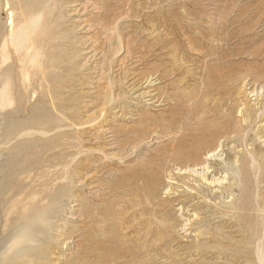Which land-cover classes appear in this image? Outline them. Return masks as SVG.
<instances>
[{"label":"rangeland","instance_id":"rangeland-1","mask_svg":"<svg viewBox=\"0 0 264 264\" xmlns=\"http://www.w3.org/2000/svg\"><path fill=\"white\" fill-rule=\"evenodd\" d=\"M20 2L28 5L30 14L41 13L42 19L36 33L34 32L29 40L35 44L36 56L28 67V73L31 74L30 79L36 89V95L27 105L25 103V107L18 108L16 106L18 110L11 116V119L18 121V119L27 117L29 107L35 103H40V106L43 107L44 104L49 105L53 101L55 104L59 103V106L55 107V110L50 108L51 114L61 115L66 121L60 136H54L56 139L54 141L34 145L30 142L35 139L30 137L15 144L20 148L18 149L19 153H17V149L15 151L16 157L13 158L16 159L12 158V173L15 174V177L11 179L10 185L14 187L9 191H4V195L1 197L3 199L0 201L1 204L4 202L5 206L2 204L4 209L3 207L1 209L4 210L5 218L7 215L10 221L15 219L17 222L27 212L40 211L42 208L56 206L58 203H62L63 207H69L70 195L61 193L59 188L63 183H66L65 178L72 179L78 174L77 179L83 180L84 186L81 187V190L76 187V192L81 197H78V201L74 204L76 207H73L74 211L71 210L73 216L67 221L64 229V236L67 238L71 250L67 252L70 255L64 259L62 264H167L164 251L170 245V239L158 224L160 221L166 222L165 224L174 220L176 224L181 222L176 219L173 212L170 214L167 210L160 212L161 206L156 203L157 197L154 196L151 180L156 175V167H161V161L164 160L162 156L166 158L170 155L171 140L185 139L188 136L185 132L188 130L185 125L186 121L194 125L197 122L196 119H199L197 113H200V108L196 106L197 108L195 107L193 112L190 110L202 99L209 100L206 102L208 106L214 101H220V97L224 99L223 105H221L224 109L219 115H216V121H219L220 128L229 127L226 133L232 131L231 134L237 133L236 135L240 137L239 141L233 144V146H237L234 153L244 154L242 159H245L244 164L249 170L246 182L243 180L245 179L243 176L241 178L242 182H245V187H241L249 190L251 185V189L255 187L252 189L253 191L249 190L252 194H257L258 191L264 197V0H20ZM120 15L122 16L120 17ZM1 18L4 19L3 14H1ZM63 30H67L68 36L61 39ZM161 30L163 31L161 32ZM208 37L220 41L217 45L215 43L211 45V39ZM170 38H172L171 41ZM2 41L0 37V43ZM13 47V45L7 44L4 49H0V62L2 61L1 55L9 57L1 62V67L7 69L15 59V62L19 59V57H14ZM200 53L208 54L206 61L200 58ZM133 57H139L138 65ZM58 58L62 59L64 65L60 64L59 68H55ZM109 67H113L111 75L103 76L101 72L110 73ZM127 67L136 69L143 78H154V86L149 88L148 96L158 97L161 95V99L158 97L160 101L154 103L152 107L144 106L143 109H136L134 103L130 99V101L127 100L128 108L125 107L126 110L124 109L121 113L127 114L128 111L135 113L136 117L132 118L134 122L131 118L127 121L119 119L121 113H118V109L119 103L122 101L115 102L111 106L117 110L112 112L109 110L110 112L100 116L103 109V98L109 91L116 92L118 90L116 87L118 84L121 85L127 76L125 73ZM16 68L19 70V66L16 65ZM186 68H189L190 71ZM18 70L15 69L16 77ZM53 72L58 75L59 79H55ZM130 76L127 79L134 77L135 74ZM209 81L213 84L211 85ZM108 83H113V88H110ZM262 84L263 86H260ZM231 85H234L233 88ZM240 86L243 87L245 93L251 95L248 96L249 106L252 107L255 118L249 127L241 121V116L237 112L239 105L237 100L241 99L237 95ZM152 89L155 90L152 92ZM168 97L170 98L168 101L163 100ZM176 99H179L180 102ZM14 102L16 105V98ZM174 103H176L174 106H180L171 111ZM191 103H193L192 107L187 110ZM118 104L119 106H117ZM255 104H257L256 107ZM259 111L260 113H258ZM141 113L143 114L141 115ZM142 116L140 121L139 118ZM80 120L83 129L72 131L69 125L80 123ZM137 122L141 125H136ZM231 124H235L233 130L230 128ZM102 129L107 131L102 133L100 131ZM110 130H113L114 133H110ZM162 130L164 131L162 132ZM167 132L173 134L172 139L170 136L162 138L161 142L158 141L160 139H156V134L165 135ZM240 133L241 135H239ZM229 135L230 133H228ZM48 143H50V147L43 146ZM245 143L252 146L251 151L255 155L253 162L244 152V150H250V147ZM81 147L91 149L89 154L80 157L76 151ZM232 148L227 150L230 157L234 156ZM53 155H58V158ZM81 160L82 162H80ZM255 168L258 169L255 170ZM150 175L151 177H149ZM250 176L252 177L250 178ZM96 202L98 203L96 204ZM191 211L192 209L188 208V218H193ZM173 217L174 220H172ZM0 222V239L2 240L1 234H3V230H7V226L4 227L3 219H0ZM213 222L208 230L216 234L213 231V226L219 225V223L217 220ZM157 228L159 236L156 237ZM240 229L241 224L239 223V232ZM239 235L235 234V237ZM242 238H247V234L241 232ZM262 239L264 247V236ZM202 240L204 242L200 240L197 248H205L209 253L207 258L224 252L221 250V246L225 242L221 239L218 241L217 238L204 237ZM158 241L159 243H155ZM150 243L152 246L155 244L154 247ZM129 245L132 248L149 245V248L146 246L148 250L156 249L155 257H142L144 255L138 256L131 252L120 257L124 247ZM138 245L140 246L137 247ZM182 245L186 247L185 251L182 250L180 253L183 257L171 260L172 264H216L215 262L208 263V261L195 256H191L193 257L191 260L187 256L185 257V253H192L196 250L193 240L184 239ZM235 249L242 252L241 261H243L247 256L243 254V247L231 250ZM57 253L61 254L58 250ZM49 254V256L44 255V259H37V261L36 255H33L34 257L26 255L22 258L20 255L15 264L30 262L45 264V260L52 264L54 254L52 251ZM217 260L216 262L220 263Z\"/></svg>","mask_w":264,"mask_h":264},{"label":"bare ground","instance_id":"bare-ground-1","mask_svg":"<svg viewBox=\"0 0 264 264\" xmlns=\"http://www.w3.org/2000/svg\"><path fill=\"white\" fill-rule=\"evenodd\" d=\"M1 14L4 15V19L1 18ZM121 16L122 15H120V17ZM41 19H42L41 13L30 14L29 9H28V5L21 3L20 0H0V37L3 40L2 43H0V45H1L0 49H2V48L4 49L7 44L13 45L14 46L13 47L14 53H15L14 57L15 58L19 57V59H17V62H15V60H16L15 59L14 63H12L10 66L8 65L7 69L0 66V119H1V121H0V199H3L1 197L4 195L5 190L9 191L10 189H12L14 187V186L10 185V183L12 181L11 179H13L15 177L14 176L15 174L12 173V158L16 154L15 153L16 149H17V153H19L18 149L20 148L19 146L15 145V144L20 140H23L25 138H30V137H34L33 139H35V141L30 142L34 145L54 141V140H56L54 136H60V132H62V130L64 128L63 126L65 125L64 123L66 121L61 117V115L55 116V115L51 114L50 108L52 110H55V107L59 106V103L55 104L53 101H51L49 103V105L44 104L43 107L40 106V103H38V104L35 103L34 105H31L29 107L30 110L28 109L29 114L27 117H25L23 119H18V121L11 119V116L13 114H16L15 112H16V110H18L19 107L22 108L25 105V103L27 105V103L30 102V100L33 99L36 95V89L33 87L32 80L30 79L31 74L28 73V71H29L28 67L30 66V63L32 62L33 58L36 56L35 47H34L35 44L29 40L31 39L34 32L36 33L37 28H38L39 24L41 23ZM171 24H169V25H171ZM166 30H167V28H166ZM162 31L163 30H161V32ZM196 31L198 32V30H196ZM196 31H195V33H196ZM182 32H183V30H182ZM184 35H185V33H184ZM66 36H68L67 30L61 31V39H64ZM208 38H210V37H208ZM171 39L172 38H170V41H171ZM187 40H188V38H187ZM6 41H7V43H6ZM219 41L220 40H218L216 38H212L210 40V44L213 45L215 43V45H217L219 43ZM105 43H106V41H105ZM118 44H120V43H118ZM181 44H183V43H181ZM127 46H129V45H127ZM9 48H10V46H9ZM122 48H124V47H122ZM125 49L127 50V48H125ZM129 50H130V48H129ZM59 55H60V52H59ZM115 55H117L116 52H115ZM231 55H233V54H231ZM104 56H106V55L104 54ZM199 56L203 61H206L208 54L200 53ZM133 58L137 64V62L139 61V57H133ZM5 59H9L8 55L3 56V57L1 55V60H2L1 62H4ZM241 59H243V58H241ZM1 62H0V64H1ZM56 62H57V64H56L55 68L56 67L59 68L60 64L62 65L64 63V62L62 63L61 58L60 59L58 58ZM102 62H103V60H102ZM174 64H176V63H174ZM228 64H229V62H228ZM16 65L19 66V70H18V68H16ZM223 67H225V66L223 65ZM226 67H228V66H226ZM15 69L18 70L17 71V77L15 76ZM38 69H39V67H38ZM122 70H123V68H122ZM142 70H144V69H142ZM187 70H189V68ZM68 71H70V70H68ZM108 71H110V73L106 74V72H101V74H103V76L111 75V73L113 71V67H109ZM53 73H54L55 79H59L58 75L55 72H53ZM125 73L127 76H125V78H124L125 80H123L121 82V85L118 84V86L116 87V88H118V90H116V92L114 90L109 91L107 96H105L103 98V100H104L103 104H102L103 109L101 111L102 114L100 113L101 114L100 116H103L107 112H110L109 110H111V112L114 110H117L116 108H111V106L115 102L122 101L119 103L120 107L118 109L119 110L118 113L120 114L121 111L123 112L124 109L126 110L125 107L128 108V106H126V105H127V100H129V99L131 100V102L134 103V106L136 109L137 108L143 109L144 106L152 107V106H154V103H158V101H160L159 98L161 99V95L158 96L159 98L148 96L150 93L148 91L149 88H152L154 86L153 85L154 84V81H153L154 78L153 79L143 78V76L140 72H137L136 69L129 68V67H127ZM193 73H194V71H193ZM134 74H135V76L132 77ZM162 75H164V74L162 73ZM225 75H226V73H225ZM4 76H6V78H4ZM129 76L132 78L127 79ZM167 76H168V74H167ZM151 77H153V76H151ZM182 77L184 78L183 75H182ZM239 78H240V74H239ZM246 78H248V77L246 76ZM180 80L182 81V79H180ZM209 83H211V82L209 81ZM112 84L108 83V86L110 88H113ZM183 84H185V83H183ZM212 84L213 83H211V85ZM217 84H219V83H217ZM221 84H223V83H221ZM167 85H169V84H167ZM214 85H216V84H214ZM231 86L233 88L234 85H231ZM260 86H263V84ZM45 87H47V86H45ZM156 87H158V86H156ZM228 87H230V86H228ZM213 88H214V86H213ZM239 88L240 89H239V92H237V95L240 96L241 99L237 100V101H239L237 112L241 116V121L244 124H246V126L249 127L254 122L253 119L255 118L253 115L254 111H252V107L249 106L250 99H248V96H251V95L250 94L248 95L247 93H245L244 90L242 89L243 88L242 86H240ZM62 89H63V87H62ZM209 89H210V87H209ZM261 89H262V87H261ZM153 90H155V89H152V92H153ZM242 90H243V93H242ZM54 92H55V90L53 91V93ZM167 93H169V92H167ZM253 93H254V91H253ZM253 93H252V95H253ZM156 94H157V92H156ZM209 94H208V97H209ZM234 94H236V93H234ZM58 95H60V94H58ZM157 95H159V94H157ZM215 95H217V94L215 93ZM167 96H168V94H167ZM176 96L177 95L175 94V97ZM186 96H184V97L186 98ZM211 96H212V93H211ZM148 97H150V98H148ZM178 97H180V96H178ZM15 98H16V105L14 102ZM153 98H156L158 100H154ZM173 98H174V96H173ZM250 98H252V97H250ZM169 99L170 98L168 97L167 99H163V100L168 101ZM49 100H50V98H49ZM223 100L224 99L220 97V101L219 100L214 101V102H212V104L210 106H208L206 104V102H208L209 100L207 101V98H206L204 100L202 99L201 102L199 101L200 103L195 101V102H197V104H195L193 108H191L193 103L190 104V107L188 105L189 108L187 110H189L191 108L190 111L193 112L195 110V107L198 106L200 108L199 109L200 113H197L199 119L198 118H197L198 120L196 119L197 122L194 125H193V123H191V122L188 123L186 121L185 125H187L186 128H188V130L185 132H187L188 136L185 137V139H183V138L172 139L173 134L170 132H167L166 134L164 133L165 135H158V134L155 135L156 139H160V140H158L159 142H161L162 138H164V137L167 138L168 136H170V139H172V140L170 142V147H171L170 148L171 153H169L170 155H168L166 158H164V156H162L164 160L161 161V167H156V175L154 177H152L151 183H152L153 193H154V196L157 197L156 203L158 204V206H161L160 212H164L166 210H167V212L169 211V214H170V212H173L176 215V219L181 222L180 224H176L174 222L175 220L173 217V219H172V220H174L173 222H170V223L168 222V224H165L166 222L164 223V221H160V224H158V225H160V228H162V230L166 232V236L170 239V245L164 251L165 255H166L167 264H172L171 260H173V259H175V260L180 259V257H181L180 253H182V250H184V248H186L184 245H182V240H184V239L193 240L194 249H196L192 253H185V257L187 256L188 258H190V260L193 258L191 256H195V257H199V259H202L204 261H208V263L215 262L216 264H264V247H263V242H262L263 241L262 238L264 236V197H262V193L260 194V192H258V191H257V194L256 193L252 194L249 191L251 189V185H250L249 190L247 188H244L245 182L247 180L246 175H248L247 172L249 173V170H247L246 165L244 164L245 159L244 160L242 159V158H244V154L243 153L240 154L237 152L234 153V151L236 149L235 147H237V146H233L234 142L237 143V141H239L240 137L236 135L237 131L235 132L236 134H234V133L231 134L232 131L228 132V133H230V135L228 136V133H226V131L228 130L229 127L228 128H226V127L220 128L219 127L220 126L219 121H216V117H217L216 115H219V113L222 112L221 110L224 109V107L221 106V105H223V103H222ZM177 101H179V99ZM119 104L117 106H119ZM175 104L176 103H174L173 106ZM228 104H230V103H228ZM131 105H132V103H131ZM256 105L257 104H255V107H256ZM16 106L18 107L17 109H16ZM179 106L180 105L174 106L171 111L175 110ZM251 106H252V104H251ZM129 109H131V108H129ZM234 110H235V108H234ZM260 110H261V108H260ZM22 112H21V114H22ZM116 113H117V111H116ZM258 113H260V111ZM142 114L143 113H141V115ZM134 116H135V113H133V112L130 113V111H128L127 114L121 113V117H119V119L120 120L125 119L127 121V119H130V118L132 119V118H134ZM139 116H140V114H139ZM142 118H143V116L140 117L139 120L141 121ZM173 118H175V117H173ZM225 118H226V115H225ZM230 118H232V117H230ZM132 120H133L132 122H134V119H132ZM129 121H131V120H129ZM220 121H222V120H220ZM136 125H141V124L137 122ZM234 125H232V124L230 125L231 130H233ZM69 126H71L70 129L72 131H75V130L77 131L78 129H80V130L83 129V126L81 125V120H80V123L71 124ZM72 126H73V128H72ZM236 126H237V124H236ZM242 126H244V125H242ZM65 128H66V126H65ZM100 131L102 133H104L107 130L103 131V129H102ZM163 131L164 130H162V132ZM156 132L158 133V131H156ZM110 133H114V131L110 130ZM71 135H72V133H71ZM239 135H241V133ZM187 140L189 141L188 143H187ZM241 140H240V143H241ZM27 144H29V142H27ZM43 146L44 147H46V146L50 147V143H48V145H43ZM246 146H249L250 150H247V151L244 150V152H246L245 154H247V156L250 157L251 162H253L255 155H254V152L251 151L252 146H251V144H246ZM263 146H264V144H263ZM78 147H79V144H78ZM179 147H181V148L178 149ZM229 147L230 148L233 147L231 149L233 151V154H234L233 157H230L228 155L229 153H227V150L230 149ZM160 148H162V147H160ZM255 149H256V147H255ZM261 149H263V148H261ZM90 150L91 149H89V148L85 149V148L81 147V149L78 148V150L76 152H78L79 156L82 157V156L89 154ZM228 152H230V151H228ZM159 153H157V155H160L162 153V151L160 154ZM257 154H258V150H257ZM35 155H36V153H35ZM53 157L58 158V155H53ZM13 159H16V158H13ZM80 162H82V160ZM80 162H79V164H80ZM258 163H260V162L258 161ZM256 169H258V168H255V170ZM150 174L152 175V173H150ZM151 175L149 177H151ZM71 176H72V174H71ZM77 176H78V174H76V176L73 178L71 177L72 179L65 178L66 183L65 184L63 183V185L59 188V189H61L60 190L61 193H66V195L67 194L70 195V201L68 202L69 207H67V206L63 207L64 205L62 206L61 205L62 203L61 204L58 203V205H56V206L52 205V207H46L44 209L42 208V210H40V211L36 210L35 212H27L23 217H21L20 220H18L16 222L15 219H12V221H10V219L8 218L7 215L5 218L4 210H3L4 209V207H3L4 202L2 203L3 204L2 205L1 201H0V219H3L4 227L7 226V228H6L7 230H3V234H1V236H3V237H1L2 240L0 239L1 240L0 241V264H15V261H17L19 259L20 255H21V258L25 257L26 255H31L32 257H34L33 255H36L37 256L36 261H37V259H39V260L44 259V257L46 255L49 256L51 254V253L49 254L50 251H52V253L54 254L52 256V262H53L52 264H62L64 259L70 255L67 252H70L71 248L69 247V242L67 241V238L64 236V229L66 228L67 221L70 220L71 217L73 216V213L71 210H73V207H76V205H74V204L78 201V197H81V196H78V192H76L77 191L76 187H77V189L79 188L81 190V187L84 186L83 180H78ZM134 176H135V174H134ZM242 176H243V178H245V179H243L245 181L244 183L242 182V179H241ZM259 176H258V178H259ZM251 177L252 176H250V178ZM85 178H87V177H85ZM260 179H262V178H260ZM57 180H59V179H57ZM249 182L251 183V181H249ZM249 182H248V184H249ZM154 184H156L158 186V190H157V186H155ZM248 184H247V186H248ZM241 186H244V187H241ZM131 187H133V186L131 185ZM29 188H30V186H29ZM254 188H252V189H254ZM245 189H247V190L244 193ZM252 189H251V191H253ZM12 194H14V193H12ZM63 196H64V194H63ZM117 198H118V196H117ZM9 199H11V198H9ZM110 199L112 200V198H110ZM120 200H122V199H120ZM261 200H262V202H261ZM113 201H114V199H113ZM113 201H111V202L113 203ZM133 201H136V199L135 200L133 199ZM107 202H108V200H107ZM64 203H65V201H64ZM97 203L98 202H96V204ZM98 205H100V204H98ZM141 205H143V204H141ZM2 207H3V209H1ZM110 207H112V206H110ZM91 208H92V206H91ZM132 208H133V206H132ZM157 208H159V207H157ZM188 208L192 209L191 212L193 213V218L187 217ZM155 210H157V209H155ZM127 212H130V211H127ZM146 213H144V214H146ZM194 213H195V215H194ZM92 214H94V213H92ZM126 214H128V213H126ZM194 216H195L196 220L194 219ZM52 219H54V220H52ZM97 219H99V218H97ZM22 220H24V221L22 222ZM214 220H217V222L219 223V225L213 226V231H215L216 234L214 232H210L208 230V228L212 225L211 222H213ZM59 222H62V223L60 224ZM239 223L241 224L240 232H239ZM0 225H1V222H0ZM87 230H89V229H87ZM55 232H57V233H55ZM94 232H96V231H94ZM98 232H99V230H98ZM241 232L247 234V238L241 239ZM235 234H240V235L238 237H235ZM155 236L156 237L159 236L158 228L155 231ZM163 236H164V234H163ZM204 237H208V238L213 237L214 239L217 238L218 241H219V239H221L223 242H225L221 246V250H224V252L222 254L219 253V255H216V256L214 255V256H210L209 258H207L209 253L206 252V249L203 247L197 248V245L200 243V240L203 241L202 239H204ZM141 238H142V236H141ZM151 243H150V245H151ZM155 243H159V241L155 242ZM154 245L153 246L151 245V246L154 247ZM139 246L140 245H138L137 247H139ZM142 246H144V247L132 248L130 245L127 247H124L123 251L120 253V257H123L124 255L129 254L130 252L135 254V255H138V256L144 255L142 257H150V258L155 257L156 249L153 248L152 250H148L149 245H146L148 248L145 245H142ZM53 247H54V250H53ZM236 247H243V249H244L243 254L247 255L246 257H244L245 259L243 261H241V257H242L241 251H239V250L237 251L236 249L231 250V249H234ZM200 249H202L203 251H201ZM57 250L60 251L61 254L57 253ZM54 252H56V253H54ZM159 252H160V250L158 251V253ZM33 259H35V258H33ZM216 259H218L220 261V263H217ZM39 260H38V262L41 263V261H39ZM107 260H110V259H107ZM108 263H109V261H108ZM28 264H34V263L30 262ZM45 264H49V261L45 260Z\"/></svg>","mask_w":264,"mask_h":264}]
</instances>
